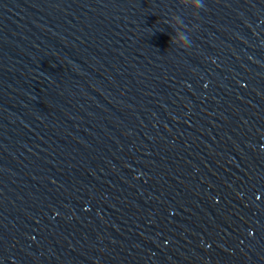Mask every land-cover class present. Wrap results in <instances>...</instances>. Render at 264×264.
I'll return each mask as SVG.
<instances>
[{
    "label": "water",
    "instance_id": "1",
    "mask_svg": "<svg viewBox=\"0 0 264 264\" xmlns=\"http://www.w3.org/2000/svg\"><path fill=\"white\" fill-rule=\"evenodd\" d=\"M0 264H264V0H0Z\"/></svg>",
    "mask_w": 264,
    "mask_h": 264
},
{
    "label": "clouds",
    "instance_id": "2",
    "mask_svg": "<svg viewBox=\"0 0 264 264\" xmlns=\"http://www.w3.org/2000/svg\"><path fill=\"white\" fill-rule=\"evenodd\" d=\"M201 2H202V0H196V3H197L198 5H200ZM175 19H176L177 21H179V22L182 24V20L180 19V17L177 16V17H175ZM177 35H178V39H179V41H182L181 46L189 45V39H188V36H187V34H186L185 32L180 31V30L178 29V30H177Z\"/></svg>",
    "mask_w": 264,
    "mask_h": 264
}]
</instances>
